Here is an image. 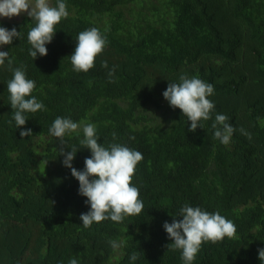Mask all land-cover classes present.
Listing matches in <instances>:
<instances>
[{
    "label": "trees",
    "instance_id": "obj_1",
    "mask_svg": "<svg viewBox=\"0 0 264 264\" xmlns=\"http://www.w3.org/2000/svg\"><path fill=\"white\" fill-rule=\"evenodd\" d=\"M64 2L68 17L55 26L47 54L34 60L27 35L35 20L27 13L0 19V26L21 32L0 51L9 52L12 68L25 66L36 84L32 96L46 108L25 113L26 124L17 128L6 60L0 66V264H68L72 258L78 264H184L181 250L166 249L172 241L163 224L182 219L174 215L186 203L236 225V239L203 243L193 264H264L258 258L264 248V0ZM91 27L108 43L92 69L76 72L70 55L77 35ZM113 66L115 82H109ZM182 74L215 88L208 97L215 104L211 119L194 132L162 95ZM216 114L237 129L227 145L214 138ZM58 116L81 125L79 135L65 137L66 152L81 147L83 125L93 123L103 146L120 143L143 154L132 180L144 205L139 215L83 226L80 215L90 205L49 132ZM26 129L32 135L21 137ZM90 155L79 148L72 166L83 170ZM110 241L121 246L113 249ZM134 251L139 258L131 261Z\"/></svg>",
    "mask_w": 264,
    "mask_h": 264
},
{
    "label": "clouds",
    "instance_id": "obj_2",
    "mask_svg": "<svg viewBox=\"0 0 264 264\" xmlns=\"http://www.w3.org/2000/svg\"><path fill=\"white\" fill-rule=\"evenodd\" d=\"M22 13L34 19L36 24L27 35L31 45L29 55L34 59L37 54H47L46 44L50 43L56 32V25L69 13L64 0H57L52 6L49 0H0V17L11 19ZM21 32L15 27L9 30L0 26V46L11 45L14 38H20ZM107 39L96 27L81 31L76 37L74 52L70 55L73 70L87 73L95 66V60L107 46ZM8 61V67L13 75L7 83L11 109L14 111L13 119L18 127L26 124L25 113L46 111L45 105L32 96L36 88L35 81L28 79L25 74V66L12 68V60L8 51H0V66ZM102 67L107 68L106 61H102ZM115 66L108 71L109 82H115ZM215 94L212 83H208L186 74L179 77L178 83H168L163 91V97L172 108H179L187 116L190 124L188 131L194 132L197 127L203 128L201 121L211 119L215 110V104L208 97ZM225 114H216L212 124L214 138L219 139L224 145L230 143L231 137L237 129L228 122ZM11 123V121H10ZM81 125L71 118L56 117L49 132L58 138L59 154L63 155L62 164L71 170V175L78 180V193L87 197L85 203L90 205L89 211L81 213L80 220L85 228L92 224L100 223L106 219L113 222H123L125 217L139 215L143 208V201L139 198V188L132 183L136 166L143 160V154L120 143H111L107 147L98 142L96 126L93 123L83 125V139L79 141L81 147L90 151V157L84 159L83 170H77L72 166V160L79 148L73 146L70 151H65V137L72 133L79 135ZM242 135L251 139V135L242 127L238 129ZM21 137L31 136L32 130H21ZM113 140L116 133H112ZM134 139V137H132ZM182 219L173 218L171 223L164 222L163 228L172 241L166 245V249L181 250V258L184 264H193L201 246L205 242L217 243L225 237L236 239V225L233 221L217 212H208L200 207L184 204L179 213ZM113 249L121 245L116 241H110ZM138 253L133 252L131 261L138 259ZM258 258L264 262V248L258 250ZM68 264H78L77 259L72 258Z\"/></svg>",
    "mask_w": 264,
    "mask_h": 264
},
{
    "label": "rangeland",
    "instance_id": "obj_3",
    "mask_svg": "<svg viewBox=\"0 0 264 264\" xmlns=\"http://www.w3.org/2000/svg\"><path fill=\"white\" fill-rule=\"evenodd\" d=\"M33 4H34V0H33ZM22 14H24V13H22ZM22 14H20V15H18V16H14V17H12L11 19L3 18V17H0V19H2V20H9V21L18 20V19L21 17ZM1 48H2V46H0V49H1Z\"/></svg>",
    "mask_w": 264,
    "mask_h": 264
}]
</instances>
